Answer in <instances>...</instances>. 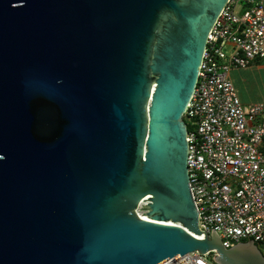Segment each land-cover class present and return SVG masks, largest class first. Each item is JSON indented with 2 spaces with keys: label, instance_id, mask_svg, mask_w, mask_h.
Listing matches in <instances>:
<instances>
[{
  "label": "water",
  "instance_id": "obj_1",
  "mask_svg": "<svg viewBox=\"0 0 264 264\" xmlns=\"http://www.w3.org/2000/svg\"><path fill=\"white\" fill-rule=\"evenodd\" d=\"M228 0H0V264H160L224 248L198 225L187 126Z\"/></svg>",
  "mask_w": 264,
  "mask_h": 264
},
{
  "label": "built area",
  "instance_id": "obj_2",
  "mask_svg": "<svg viewBox=\"0 0 264 264\" xmlns=\"http://www.w3.org/2000/svg\"><path fill=\"white\" fill-rule=\"evenodd\" d=\"M264 61V0H228L211 28L187 126L189 186L199 228L224 248L252 238L264 252V101L244 104L228 73ZM246 105V106H245ZM160 264H217L212 252Z\"/></svg>",
  "mask_w": 264,
  "mask_h": 264
},
{
  "label": "crops",
  "instance_id": "obj_3",
  "mask_svg": "<svg viewBox=\"0 0 264 264\" xmlns=\"http://www.w3.org/2000/svg\"><path fill=\"white\" fill-rule=\"evenodd\" d=\"M228 76L242 103L264 101V61H254L246 68H233Z\"/></svg>",
  "mask_w": 264,
  "mask_h": 264
},
{
  "label": "trees",
  "instance_id": "obj_4",
  "mask_svg": "<svg viewBox=\"0 0 264 264\" xmlns=\"http://www.w3.org/2000/svg\"><path fill=\"white\" fill-rule=\"evenodd\" d=\"M264 254V252H262Z\"/></svg>",
  "mask_w": 264,
  "mask_h": 264
},
{
  "label": "rangeland",
  "instance_id": "obj_5",
  "mask_svg": "<svg viewBox=\"0 0 264 264\" xmlns=\"http://www.w3.org/2000/svg\"><path fill=\"white\" fill-rule=\"evenodd\" d=\"M249 105V104H248ZM246 106V105H245Z\"/></svg>",
  "mask_w": 264,
  "mask_h": 264
}]
</instances>
